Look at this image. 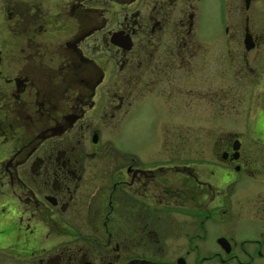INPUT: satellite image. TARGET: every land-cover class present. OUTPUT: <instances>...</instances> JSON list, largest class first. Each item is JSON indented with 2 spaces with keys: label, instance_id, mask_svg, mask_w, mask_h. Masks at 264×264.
<instances>
[{
  "label": "flooded vegetation",
  "instance_id": "flooded-vegetation-1",
  "mask_svg": "<svg viewBox=\"0 0 264 264\" xmlns=\"http://www.w3.org/2000/svg\"><path fill=\"white\" fill-rule=\"evenodd\" d=\"M233 2L0 0V264H264V0Z\"/></svg>",
  "mask_w": 264,
  "mask_h": 264
},
{
  "label": "rangeland",
  "instance_id": "rangeland-1",
  "mask_svg": "<svg viewBox=\"0 0 264 264\" xmlns=\"http://www.w3.org/2000/svg\"><path fill=\"white\" fill-rule=\"evenodd\" d=\"M234 0H231V3L233 2ZM234 3V2H233ZM143 122L141 123V127L143 126ZM145 128H146V130L148 131L149 130V128H150V124L149 123H146L145 124ZM115 144L117 145V146H119V147H121L122 146V142H123V140H122V136L120 137H118V136H116L115 137Z\"/></svg>",
  "mask_w": 264,
  "mask_h": 264
}]
</instances>
